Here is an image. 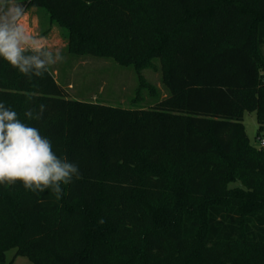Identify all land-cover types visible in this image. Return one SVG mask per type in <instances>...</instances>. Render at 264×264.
<instances>
[{
  "label": "trees",
  "instance_id": "obj_1",
  "mask_svg": "<svg viewBox=\"0 0 264 264\" xmlns=\"http://www.w3.org/2000/svg\"><path fill=\"white\" fill-rule=\"evenodd\" d=\"M15 1L45 9L72 54L159 59L167 95L112 106L0 58V102L81 173L59 199L0 185V264H264V147L243 124L255 112L264 133V0Z\"/></svg>",
  "mask_w": 264,
  "mask_h": 264
},
{
  "label": "clouds",
  "instance_id": "obj_2",
  "mask_svg": "<svg viewBox=\"0 0 264 264\" xmlns=\"http://www.w3.org/2000/svg\"><path fill=\"white\" fill-rule=\"evenodd\" d=\"M25 9L11 0H0V58L27 75L35 69L36 76L49 71L51 65L63 60L61 52H53L29 33L22 21ZM28 53V54H26ZM46 106L30 108L24 116L39 120ZM79 166L53 151L52 142L37 127L18 118L16 111L0 102V185L21 182L25 189L43 192L50 189L59 199L62 185L80 176ZM103 221H101L102 223Z\"/></svg>",
  "mask_w": 264,
  "mask_h": 264
},
{
  "label": "rangeland",
  "instance_id": "obj_3",
  "mask_svg": "<svg viewBox=\"0 0 264 264\" xmlns=\"http://www.w3.org/2000/svg\"><path fill=\"white\" fill-rule=\"evenodd\" d=\"M11 2L17 3L15 0ZM22 23L29 33L48 46L46 50L53 52V59L56 58V49L61 52L63 60L49 69L65 86L69 96L112 106L131 107L148 105L154 98L156 100L167 95L159 59L136 70L133 66H123L112 59L72 54L68 50L67 30L51 21L43 8L25 10ZM243 124L250 143L260 148L264 133L258 135L256 113L245 112ZM229 186L235 187L237 184L231 183ZM6 260L11 264H30L27 256H15L14 250L7 251Z\"/></svg>",
  "mask_w": 264,
  "mask_h": 264
},
{
  "label": "built area",
  "instance_id": "obj_4",
  "mask_svg": "<svg viewBox=\"0 0 264 264\" xmlns=\"http://www.w3.org/2000/svg\"><path fill=\"white\" fill-rule=\"evenodd\" d=\"M260 147H264V140L260 139V143H259Z\"/></svg>",
  "mask_w": 264,
  "mask_h": 264
}]
</instances>
